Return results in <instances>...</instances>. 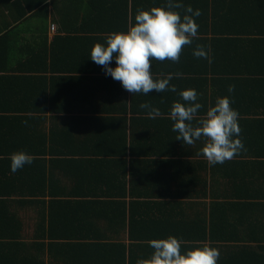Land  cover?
Returning <instances> with one entry per match:
<instances>
[{"label": "crops", "instance_id": "crops-1", "mask_svg": "<svg viewBox=\"0 0 264 264\" xmlns=\"http://www.w3.org/2000/svg\"><path fill=\"white\" fill-rule=\"evenodd\" d=\"M179 2L185 8L201 10L202 15L195 18L198 37L184 48L178 63L152 61L154 75L182 73L181 78L173 75L170 81L177 91H154L148 95L127 92L121 82L105 74L103 66L92 61L90 54L95 43L106 45L109 33L126 32L130 23L134 25L138 10L166 6L167 0H48L41 11L38 7L30 11L26 21L12 29L4 49L0 48V125L9 121L24 124L29 138L36 142L37 152L33 154L42 159L48 174L52 143L61 145L71 138L66 130L71 122L77 133H92L95 141H100V132L106 135L111 130L110 139L101 137L103 143H114L120 133L127 134L128 144L135 136H141L156 153L141 156L145 162L139 164L144 169L151 166L162 173L163 168L152 160L155 157L191 160L197 176L208 182L204 189L207 197L187 200L183 210L190 218L205 220L210 232L212 204L223 205L221 220H215L219 226L215 231L218 238L206 242L218 246L221 257L239 253V261L260 264L264 261V0ZM185 8L178 10L181 15ZM18 9L0 2L1 33L5 32L7 23L9 28L13 27L14 19L19 18ZM197 45H204L206 50L210 47L211 64L208 59L193 55ZM111 67H116L115 57ZM229 85L235 86L233 93L227 91ZM188 88L202 93L198 102L205 111L215 104L217 97L232 98V107L239 111L240 135L246 148L233 158L240 163L229 160L209 165L200 154L204 138L189 146L176 137L165 139L162 144L146 134L162 126L161 118L170 113L163 111V104L170 98L183 102L179 92ZM142 102L160 108L162 115L147 118L148 110L137 107ZM54 130L59 134L55 138ZM10 136L6 139L10 140ZM142 143L144 146L145 141ZM177 151L181 156L176 155ZM82 157L106 161V171L111 169L113 174L126 175L124 180L130 184V166L127 174H122L115 169L116 165H110L120 163L117 156L85 154ZM126 158L130 161L132 157ZM141 168L136 169L140 189L146 185ZM167 168L172 169L171 165ZM171 190L175 194L174 185ZM52 199L45 193L26 198L14 196L5 199L8 203H0V264H14L21 255L28 264H131L129 254L106 262L109 254L105 251L99 261L91 254L70 251L69 245L77 240L61 236L59 223L50 222L54 211ZM100 226L109 243H131L128 225L124 229L120 223L122 230L118 234H107L105 224ZM116 255L119 256L115 253L113 257Z\"/></svg>", "mask_w": 264, "mask_h": 264}, {"label": "trees", "instance_id": "trees-1", "mask_svg": "<svg viewBox=\"0 0 264 264\" xmlns=\"http://www.w3.org/2000/svg\"><path fill=\"white\" fill-rule=\"evenodd\" d=\"M46 1L48 0H37L35 3H31V0H13V2L0 0V2H5L11 7H19L17 12L20 13L19 18L14 19L15 24H12V28H9L10 24L7 23L5 32L1 33L3 28L0 27V48L4 49L3 45L11 37L12 29L26 21L30 11L37 7L41 11ZM176 101L173 98L168 99L166 102L170 103L166 104L165 102L163 104L165 106H163V111L170 112L173 103ZM204 113H206L205 107L200 110L199 115ZM104 118H99V120ZM112 120L114 117H111ZM161 120L162 126L153 130V133L147 131L146 134L151 135L156 142L159 141L163 144L165 139L175 138L178 133L172 131L174 122L169 118V114ZM114 123L117 122L114 121ZM23 125L10 121L9 123L1 122L0 125V144L2 145V147L0 146V185L2 188L0 203H8L5 199L14 196L26 198L28 195L48 194L53 198L51 205L54 209L51 212L50 222L57 221L59 223L58 231L62 233L61 236L70 240H77L76 244L69 245L70 251L75 250L76 252L91 254L97 258V261L105 251L109 254L106 262L112 259L118 260V258L120 260L129 254L131 264H137L139 259L151 256L153 252L149 246L151 239H164L169 235H175L184 241L182 252L199 246L200 242L208 240L215 242L217 240L215 231L219 230V226L215 225V220H221V214L225 210L223 205L212 204L211 220L213 223L211 222L210 232L209 227L205 226V220L200 217L190 218L187 212L183 210L187 207V200L195 197H207L204 189H207L208 182L197 176L195 163L191 160L178 158L173 161L155 157L152 160L158 163L157 167L163 168L162 173L160 174L151 166L150 169H144L139 164L145 162L144 157L141 156H152L156 153L153 152V147L146 146L148 142L141 136H135L136 138L128 144L127 134L120 133L115 136L114 143L112 141L103 143L101 137L105 136V140L110 139L111 130L106 135H102L100 132V141H95L96 138L92 139L94 136L92 133H87V131L84 135L77 133L74 123L71 122L68 129L66 128L71 138L61 145L52 143L53 156L51 170L48 174L47 169L42 166V159L34 156L33 153L37 152L36 142L29 138L28 130ZM10 134L12 135L10 136ZM58 135V132L54 130L52 137L55 138ZM9 136L10 140L6 139ZM143 141H145L144 146ZM18 150L27 151L33 156V162L13 173L10 156ZM184 153L182 152V154ZM85 154L117 156L120 163L111 162L110 165H116L115 169L122 174H127L130 166V184L128 185L127 181L124 180L126 175H120L117 172L113 174L111 169L106 171L104 169V166L107 165L106 161H101L96 157H82ZM187 154L190 153L187 152ZM176 155L181 156V152L177 151ZM128 156L132 157L130 161L126 158ZM231 162L240 163L234 159H231ZM170 165L172 169L169 171L167 167ZM140 168L144 169L142 176L146 182V185L141 189L140 180L136 173L138 171L136 169ZM173 185L175 194L171 193V186ZM161 186L162 190L160 191ZM216 196L214 195V198H218ZM128 199L130 201H127ZM169 199L179 201H170ZM55 215L56 217H54ZM120 223L124 229L128 225L131 241L129 245L109 243L108 236L103 234L102 226H100L105 224L104 230L107 234H118L122 230L119 227ZM117 227L118 229H116ZM115 253L119 256L113 257ZM238 254L232 255V257L228 256V258L220 256L218 264L244 263L243 260L242 262L239 261ZM26 260L25 256L21 255L13 263L28 264ZM263 263L264 261L261 260L260 264Z\"/></svg>", "mask_w": 264, "mask_h": 264}, {"label": "clouds", "instance_id": "clouds-1", "mask_svg": "<svg viewBox=\"0 0 264 264\" xmlns=\"http://www.w3.org/2000/svg\"><path fill=\"white\" fill-rule=\"evenodd\" d=\"M181 8L185 6L179 0H167L166 6L138 10L135 24L130 23L126 32L109 33L106 45L100 42L94 44L90 54L92 61L103 66L106 75L121 82L123 88L133 95H148L154 91L176 92V86L170 85V81L173 75L181 78L182 73L154 75L152 61L178 63L184 48L198 37L199 25L195 18L202 15L201 10L194 11L187 6L181 15L178 11ZM209 52L210 47L206 50L204 45H197L193 55L208 59L211 64ZM114 57L116 67L113 68L111 62ZM227 91L233 93L235 86L229 85ZM179 96L183 102H174L169 113L174 122L172 131L178 133L176 139L191 146L204 138L200 154L209 165L223 164L246 150L240 135L239 111L232 107L230 96L217 97L215 104H210L203 115L199 112L204 106L198 102L202 93L188 88L179 92ZM139 107L147 109L151 119L162 115L160 109L149 102H142ZM10 159L13 173L33 162V156L25 150L13 152ZM183 244L184 241L175 235L151 239V256L139 259L137 264H218L221 255L218 247L205 241L182 252Z\"/></svg>", "mask_w": 264, "mask_h": 264}, {"label": "built area", "instance_id": "built-area-1", "mask_svg": "<svg viewBox=\"0 0 264 264\" xmlns=\"http://www.w3.org/2000/svg\"><path fill=\"white\" fill-rule=\"evenodd\" d=\"M53 27H54V25H53Z\"/></svg>", "mask_w": 264, "mask_h": 264}]
</instances>
